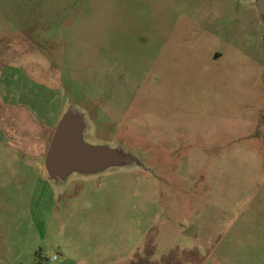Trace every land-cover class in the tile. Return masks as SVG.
Here are the masks:
<instances>
[{"label": "rangeland", "instance_id": "1", "mask_svg": "<svg viewBox=\"0 0 264 264\" xmlns=\"http://www.w3.org/2000/svg\"><path fill=\"white\" fill-rule=\"evenodd\" d=\"M26 54L63 100L27 121V151L0 146V264H264L255 0H0V61ZM67 108L138 165L48 180Z\"/></svg>", "mask_w": 264, "mask_h": 264}, {"label": "water", "instance_id": "2", "mask_svg": "<svg viewBox=\"0 0 264 264\" xmlns=\"http://www.w3.org/2000/svg\"><path fill=\"white\" fill-rule=\"evenodd\" d=\"M260 15H264V0H255ZM84 116L72 108L65 109L54 127L43 168L48 180L62 183L72 175L90 176L112 168L138 165V160L121 148L104 144H90L85 138ZM184 235L192 237L195 229L191 226Z\"/></svg>", "mask_w": 264, "mask_h": 264}, {"label": "crops", "instance_id": "3", "mask_svg": "<svg viewBox=\"0 0 264 264\" xmlns=\"http://www.w3.org/2000/svg\"><path fill=\"white\" fill-rule=\"evenodd\" d=\"M15 61H0V146L20 151L26 150L27 121L35 126L48 114L49 105L53 107V96L63 97L59 89L27 77V54L25 64Z\"/></svg>", "mask_w": 264, "mask_h": 264}, {"label": "built area", "instance_id": "4", "mask_svg": "<svg viewBox=\"0 0 264 264\" xmlns=\"http://www.w3.org/2000/svg\"><path fill=\"white\" fill-rule=\"evenodd\" d=\"M56 259V256H53V260H55Z\"/></svg>", "mask_w": 264, "mask_h": 264}]
</instances>
